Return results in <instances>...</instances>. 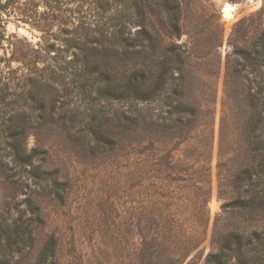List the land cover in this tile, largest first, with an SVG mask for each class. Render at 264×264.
<instances>
[{
	"label": "rangeland",
	"instance_id": "1",
	"mask_svg": "<svg viewBox=\"0 0 264 264\" xmlns=\"http://www.w3.org/2000/svg\"><path fill=\"white\" fill-rule=\"evenodd\" d=\"M177 2L182 64L171 73L190 86L158 91L147 134L127 129L122 101L91 106L60 90L58 102V65L81 59L78 47L149 24L127 20L133 0H0V86H10L0 105V223L11 242L19 230L27 239L5 264H205L220 239L262 235L264 202L246 205L256 191L239 178L251 170L242 131L253 97H264V69L243 67L234 50L254 48L264 0ZM111 62L120 75L124 65ZM167 66L157 63L155 76Z\"/></svg>",
	"mask_w": 264,
	"mask_h": 264
},
{
	"label": "trees",
	"instance_id": "2",
	"mask_svg": "<svg viewBox=\"0 0 264 264\" xmlns=\"http://www.w3.org/2000/svg\"><path fill=\"white\" fill-rule=\"evenodd\" d=\"M145 1L133 0L132 7H136V10L134 14L126 15L130 22L136 19L137 25L148 20L149 24L142 25V30L134 37L126 30H119L114 35L103 32L100 39L87 40L81 48H77L83 55L81 59L77 57L76 60L73 58L67 62L73 66L58 65V102L62 97L61 92H75L81 102L91 106L97 105L99 99L122 101L128 106L131 114L128 118L129 131L134 133L140 130L147 134L154 132L158 125V116L152 111L151 105L157 99L158 91L165 89L169 82H174L176 88H179L183 85L190 86V81L187 80L186 83L182 77L177 83L171 73L182 64L180 61L182 52L178 53L179 47L173 42L181 33V13L177 0H162L160 6L163 7L159 11L145 10L143 7ZM2 12L0 8V25L3 23ZM170 39L171 41H168ZM234 54L242 60L243 67L255 71L264 69V29L258 32L252 50L247 47H236ZM111 61L124 65L120 75L113 72ZM166 62L168 65L166 71L163 70L155 76L157 63L162 65ZM227 76L231 78V72L228 71ZM3 85L0 86V105L5 104L10 95L9 84ZM182 93L181 89L180 93L177 90L172 92L174 97L182 96ZM258 94H264V88H260ZM252 102H255L256 111L244 124L242 131L244 143L248 148V166L251 170L246 172V177L239 180L247 181V184L256 191V196L253 198L254 202L249 201L246 205L264 202V97L254 96ZM167 106L172 113H176V116L188 113L182 114L178 106ZM256 106H259V109ZM176 126L179 127V125L171 127ZM95 143L103 144L99 139H96ZM2 226L0 223V264H5L2 257L6 252L27 239H24L19 230L16 232L17 240L11 242ZM262 226L264 227V223ZM25 233L24 235L30 236L28 230ZM218 248V253H210L207 256L205 264H264V231L262 235L254 233L253 238L247 239L239 234H230L220 239Z\"/></svg>",
	"mask_w": 264,
	"mask_h": 264
},
{
	"label": "water",
	"instance_id": "3",
	"mask_svg": "<svg viewBox=\"0 0 264 264\" xmlns=\"http://www.w3.org/2000/svg\"><path fill=\"white\" fill-rule=\"evenodd\" d=\"M220 13H221V17L223 18L224 17V14H227L228 12L223 13V11L221 10Z\"/></svg>",
	"mask_w": 264,
	"mask_h": 264
},
{
	"label": "bare ground",
	"instance_id": "4",
	"mask_svg": "<svg viewBox=\"0 0 264 264\" xmlns=\"http://www.w3.org/2000/svg\"><path fill=\"white\" fill-rule=\"evenodd\" d=\"M223 11V10H222Z\"/></svg>",
	"mask_w": 264,
	"mask_h": 264
}]
</instances>
